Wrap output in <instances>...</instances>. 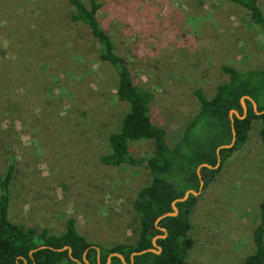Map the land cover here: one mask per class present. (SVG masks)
<instances>
[{
	"label": "rangeland",
	"instance_id": "rangeland-1",
	"mask_svg": "<svg viewBox=\"0 0 264 264\" xmlns=\"http://www.w3.org/2000/svg\"><path fill=\"white\" fill-rule=\"evenodd\" d=\"M98 1L99 24L133 83L151 94V122L169 146L197 110L193 91L210 98L227 80L222 65L264 68V30L228 0ZM257 3L264 15V0ZM70 11L65 0H0V174L10 155L16 169L9 216L52 234L73 216L90 242H131V203L147 171L98 160L127 105L116 96L113 70L91 53L87 30L68 21ZM259 131L252 120L239 150L196 196L184 264H240L252 253L264 196ZM152 150L150 141L128 144L134 158Z\"/></svg>",
	"mask_w": 264,
	"mask_h": 264
},
{
	"label": "trees",
	"instance_id": "trees-1",
	"mask_svg": "<svg viewBox=\"0 0 264 264\" xmlns=\"http://www.w3.org/2000/svg\"><path fill=\"white\" fill-rule=\"evenodd\" d=\"M228 1L245 10L250 23L264 30V15L257 0ZM65 2L71 9L68 21L87 30V39L93 42L91 53L97 61L113 70L116 96L127 105L118 130L106 137L108 153L98 160L108 167L142 166L147 171V180L131 203L135 214L134 238L131 242L110 246L90 242L78 231L73 216L64 220V230L59 234H52L46 228L25 227L13 222L9 216L10 185L16 169L14 158L10 155L0 174V264H105L107 257L113 253L121 255L124 262L129 264L132 253L152 248V239L163 235L154 240L159 247L158 254L145 252L135 255L131 264H184L193 246L190 214L196 197L188 195L185 201L175 203V216H166L157 225H154V221L160 215L171 212V202L182 197L185 191H197L199 178L196 169L202 164L214 167L215 150L230 143L228 113L234 110L239 116L242 115V97L247 98H243L245 116L239 119L232 115L233 145L228 149H219L217 168L200 167L201 189L215 180L225 160L239 150L250 131L252 120L260 122L264 173V68L240 71L222 65L221 71L227 80L215 86L210 98L205 97L199 89L193 91L197 110L175 144L169 146L165 131L151 122V94L133 83L126 58L116 52L111 37L99 24L97 12L101 2ZM250 100L255 104V111ZM139 140L152 143L153 150L149 157L134 158L129 154V142ZM257 218L252 232L253 251L240 264H264V196L258 205ZM63 247L70 250V257L67 249L60 250ZM109 264L123 263L117 257L110 256Z\"/></svg>",
	"mask_w": 264,
	"mask_h": 264
},
{
	"label": "water",
	"instance_id": "water-1",
	"mask_svg": "<svg viewBox=\"0 0 264 264\" xmlns=\"http://www.w3.org/2000/svg\"><path fill=\"white\" fill-rule=\"evenodd\" d=\"M243 98L247 99L246 97H242V98L240 99V104H241V107H242V115L239 116V115L237 114V112L234 111V110H231V111H229V113H228V117H229V121H230V126H231V140H230V143H229V144L221 145L220 147H218V148L215 150V153H216V163H215L214 167H210V166H208V165H206V164H202V165L198 166L197 169H196V175H197V177L199 178V187H198L197 191L187 190V191H185V192L183 193V196H182V197L177 198V199H175L174 201H172V202H171V212H169V213H165V214H162V215H160L159 217H157V218L155 219V221H154V225H157V223H158L162 218H164V217H166V216H175V215H176L177 210H176L175 205H174L175 203L185 201V200L187 199L188 195H192V196L196 197V196L200 193L201 188H202V184H203V183H202V180L200 179L199 169H200V167H202V166L207 167V168H214V169L217 168L218 165H219V156H218V151H219V149H228V148H230V147L233 145V142H234V139H235V136H234L235 134H234L233 126H232V115H234L236 118H239V119H242V118L245 116V106H244V104H243ZM250 102H251V105H252V109H253V111H255V104H254L251 100H250ZM256 114H260V113H259V112H256ZM160 230H161L162 232H164L163 229H160ZM163 236H164V235H163ZM163 236H157V237H154V238L152 239V241H151L152 248H149V249H146V250H142V251H140V252H134V253H132V254L130 255V257H129V264L132 263L133 256H135V255H140V254H143V253H145V252H152V253H156V254H158V253H159V247H157V246L155 245L154 240H155V238H159V237H163ZM40 248H42V247H40ZM65 249H67V248H66V247H63V248L60 249V250H65ZM29 254H30V253H29ZM67 254H68V256L70 257V250H69V249H67ZM110 256H115V257H117V258L121 261V263L126 264V263L124 262V259H123V257H122L121 255H119V254H117V253H113V254H111ZM110 256L107 257L105 264H109ZM24 263H25V262H24Z\"/></svg>",
	"mask_w": 264,
	"mask_h": 264
}]
</instances>
